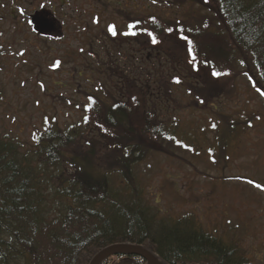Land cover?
Returning a JSON list of instances; mask_svg holds the SVG:
<instances>
[{
    "label": "trees",
    "instance_id": "obj_1",
    "mask_svg": "<svg viewBox=\"0 0 264 264\" xmlns=\"http://www.w3.org/2000/svg\"><path fill=\"white\" fill-rule=\"evenodd\" d=\"M193 2L202 11L182 23L166 25L141 16L129 22V34H104L112 42L141 37L142 49L165 51L204 89L211 84L204 73L228 77L237 67L264 93V0ZM203 14L197 21L195 16ZM172 36L175 48L183 50L179 57L163 41ZM111 72L118 95L108 89L102 96L86 94L87 102L77 103V122L62 127L57 117L45 115L30 146L19 137L0 135V264H92L114 246L142 248L161 264H251L235 234L228 238L208 231L195 214H165L150 200L141 177L157 143H166L169 151L185 150V131L176 121L166 124L163 118L171 111L160 102L175 97L173 88L182 80L166 77V87L159 86L163 92L152 95L130 72L115 65ZM190 85L196 91V83ZM200 92L194 97L202 103L206 99ZM117 261L147 264L136 255L120 254Z\"/></svg>",
    "mask_w": 264,
    "mask_h": 264
},
{
    "label": "rangeland",
    "instance_id": "obj_2",
    "mask_svg": "<svg viewBox=\"0 0 264 264\" xmlns=\"http://www.w3.org/2000/svg\"><path fill=\"white\" fill-rule=\"evenodd\" d=\"M190 1L0 0V135L30 146L45 115L57 117L62 127L77 122L86 94L102 96L108 89L118 95L114 65L146 84L152 95L163 92L166 77L181 79L183 85L173 88L176 96L160 102L171 111L166 110V124L176 121L185 131V150L157 143L163 147L140 169L149 198L169 216L195 214L206 230L228 238L235 234L251 264H264V95L237 67L228 77L204 73L211 82L204 89L165 51L142 49L141 37L112 42L104 34H129V22L141 16L182 23L202 11ZM163 41L182 54L173 36ZM199 91L202 103L194 97Z\"/></svg>",
    "mask_w": 264,
    "mask_h": 264
},
{
    "label": "water",
    "instance_id": "obj_3",
    "mask_svg": "<svg viewBox=\"0 0 264 264\" xmlns=\"http://www.w3.org/2000/svg\"><path fill=\"white\" fill-rule=\"evenodd\" d=\"M120 254L125 256L136 255L145 259L148 264H159L155 263V259L150 256L144 249L137 247L126 248L124 246H114L106 249L99 254V256L93 261L92 264H101L102 262Z\"/></svg>",
    "mask_w": 264,
    "mask_h": 264
},
{
    "label": "snow or ice",
    "instance_id": "obj_4",
    "mask_svg": "<svg viewBox=\"0 0 264 264\" xmlns=\"http://www.w3.org/2000/svg\"><path fill=\"white\" fill-rule=\"evenodd\" d=\"M111 30V29H110ZM113 34H115V32L113 31ZM153 42H155V40L153 41ZM214 75H219V73H213ZM262 95H264V93H262ZM251 183V182H250ZM256 187H258V188H260L261 186L260 185H256Z\"/></svg>",
    "mask_w": 264,
    "mask_h": 264
},
{
    "label": "flooded vegetation",
    "instance_id": "obj_5",
    "mask_svg": "<svg viewBox=\"0 0 264 264\" xmlns=\"http://www.w3.org/2000/svg\"><path fill=\"white\" fill-rule=\"evenodd\" d=\"M55 11V10H54Z\"/></svg>",
    "mask_w": 264,
    "mask_h": 264
}]
</instances>
